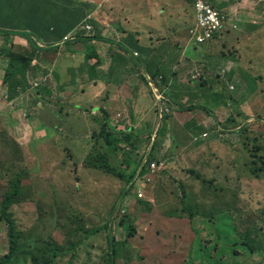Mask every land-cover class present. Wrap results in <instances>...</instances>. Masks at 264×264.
<instances>
[{
	"label": "rangeland",
	"instance_id": "374dc122",
	"mask_svg": "<svg viewBox=\"0 0 264 264\" xmlns=\"http://www.w3.org/2000/svg\"><path fill=\"white\" fill-rule=\"evenodd\" d=\"M115 1L129 16L149 13L152 20L128 30L96 27V38L140 32L142 40H187L191 3ZM235 34L256 37L248 54L236 52L234 70L229 61L196 65L187 81L170 85L158 75L164 79L155 81L156 96L142 80L152 101L126 93L130 105L113 111L119 121L108 116L105 132L88 106L71 104L69 122L60 120L61 133L48 138L44 124L31 131V108L16 120L0 115V259L10 246L1 203L19 179L11 214L20 244L7 264H264V23L241 25ZM222 43L199 51L215 57ZM197 72L203 78L193 80ZM104 163L127 180L89 167Z\"/></svg>",
	"mask_w": 264,
	"mask_h": 264
},
{
	"label": "crops",
	"instance_id": "0c3cea01",
	"mask_svg": "<svg viewBox=\"0 0 264 264\" xmlns=\"http://www.w3.org/2000/svg\"><path fill=\"white\" fill-rule=\"evenodd\" d=\"M97 1L0 0L1 116L16 120L15 116L18 112L31 108L36 114L30 120L35 123L31 131L39 124H44L47 128L41 129L47 138L53 132L56 135L60 134L62 127H65L64 124L69 122L68 119L71 116L70 110L67 109L71 104L75 106V109L88 106L89 116H93L91 119L96 124L100 117H107L106 113L119 121L121 116L114 114L113 111L120 109L119 106L130 105L126 93H136L130 100L147 98L149 102L152 101L151 92L144 84L145 82L143 83L147 76L163 75L167 79L166 84L169 82L170 85L175 81L177 84L187 81V77L196 65L206 70L209 66H214V63L222 62L226 65L229 61L228 66L234 70V67L238 66L232 62L233 58L238 59L236 52L242 55L248 54L252 50V41H255L256 37V34L247 37L241 34L237 36L234 31L227 33V40H221L224 43L217 45L219 50L215 51V57L201 53L199 51L201 47H196L191 40H188L189 32L184 35L187 40H142L140 32H136L139 35L115 32L116 36L113 40H106V36L104 38L98 36L93 41H80L65 47L62 46L63 40H44L42 37V40H33L42 47V50L37 53L36 58H33L35 61L23 73L24 75L22 74L21 86L16 85L17 81L13 83L12 80L5 83L7 70L13 68L10 62L12 58L16 55L32 56V49L27 40L14 36V33L8 30L11 26H17L11 24L16 12L25 13L28 20L26 28L46 31L45 35H42L45 37L54 34L48 33V30L55 31V28L59 27L57 23L60 18L63 20L67 12L82 7L92 14L91 16L96 19L97 27H100L102 32L105 25L115 31L118 30L117 28L128 30L135 27L134 24L142 27L152 20L149 13L143 16L138 15V18L133 14L129 16L130 13L115 0ZM221 4L220 6L225 9L232 6L234 0H221ZM147 7L149 6L146 5ZM167 8L168 6L165 11ZM183 9L186 10V8ZM162 10L163 8L157 11V16H161ZM191 10L193 26L195 11L193 7ZM177 12L180 14L181 10ZM154 27H157V24ZM248 44L250 48L247 49ZM251 67L249 65V68ZM157 69L162 71L158 72ZM181 72L183 74H180ZM36 75H41L45 80L37 89L31 86L35 80L33 77ZM135 80L139 83L135 84ZM154 85H150L152 91ZM153 93L156 92L153 91ZM80 105L84 107H79ZM153 106H156L155 103L151 108H154ZM137 114L140 116L139 112ZM59 121L63 122V126H59L62 124H59ZM129 121L138 125L132 116ZM15 123L16 121L12 122L13 125ZM51 128L54 129L51 131ZM47 132L49 133L46 134ZM76 135L78 134H70L68 138L73 139L72 137Z\"/></svg>",
	"mask_w": 264,
	"mask_h": 264
},
{
	"label": "trees",
	"instance_id": "16d2710c",
	"mask_svg": "<svg viewBox=\"0 0 264 264\" xmlns=\"http://www.w3.org/2000/svg\"><path fill=\"white\" fill-rule=\"evenodd\" d=\"M89 15V11L85 10L83 7L81 9H76L72 12H67L65 15V18L62 20L60 18L58 24V28H55V31L48 30V33L53 32L54 34L52 36H42L45 35L46 31L37 30V29H28L25 26L28 24V20L25 16V13L23 12H16L15 17L13 18L12 25H17L16 27L11 26L8 30L12 31L11 33H14V36L21 37L30 44L32 49V56L26 57L23 55H16L14 58H12L11 69L7 70L6 77H5V83L12 80L13 83H16V85H20L23 83L21 76H23L26 72V70L29 68V66L32 65V63L35 61L37 57V53L41 51V49L38 47L37 43L33 41V37L29 35V32H34L36 36L38 37V40H42V37H44V40H63L68 34H70L79 24H81ZM5 29V28H4ZM23 74V75H22ZM19 77V78H17ZM17 78V80H15ZM21 86V85H20ZM41 89V88H40ZM107 117H100L97 119V125L100 126V128L103 129V132H105V128L108 127V115L106 113ZM123 138V137H122ZM89 167L94 169L102 170L106 173H110L122 180H127V177L124 176L122 173H119L112 165H109L107 163H104L103 166H92L89 165ZM18 178V177H17ZM22 190V184L19 181V179H16L10 187V191L7 193V195L4 197L2 203H1V216L2 220L5 221L7 224L9 230H8V238H9V253L2 259H0V264H7L13 261V258L15 257L17 250L19 248L20 244V235L16 229L15 220L12 217L11 214V208L16 204L18 197L21 194ZM95 232H99V230H95ZM89 234V231L86 235ZM219 242L222 240L219 236ZM199 246L201 251L203 249V246L201 245V242L199 241ZM246 244H243V250L246 252ZM199 253V252H198ZM219 264L222 262L219 261Z\"/></svg>",
	"mask_w": 264,
	"mask_h": 264
},
{
	"label": "clouds",
	"instance_id": "9594fccd",
	"mask_svg": "<svg viewBox=\"0 0 264 264\" xmlns=\"http://www.w3.org/2000/svg\"><path fill=\"white\" fill-rule=\"evenodd\" d=\"M183 1H187L189 3L192 4L194 11H195V5H194V1L193 0H183ZM95 2H98L97 0H95ZM220 5L221 4V0H217V1H213V6L218 10V8H221V10H218L219 12H225L228 16V23L225 26V28L223 29V31L221 32V34L219 36H217L215 38V40L205 44H211L214 41H221V40H217L220 39L223 35H226L227 32H239L240 30V26L241 25H246L249 24L251 26H259L262 25L260 24L261 22H258V18L261 17V20H264V1H256V0H249V1H244V0H234V4L232 6H229L227 8H222ZM92 14H89L87 16V18L81 23L79 24L70 34H68L62 42V46H67L68 44L71 43H76V42H80V41H87L88 40H95L96 39V30L95 28L97 27V22L96 20L91 16ZM237 15V17H235ZM231 20V21H229ZM85 24H90L93 28H94V35L92 37H85L83 34L80 35H76L74 36L75 31L80 28L82 25ZM195 25H193L190 30H189V38L191 41L194 42V40L191 39L190 36V31L192 29H194L196 27V11H195ZM237 26V30L234 29V27ZM73 36L75 39L73 41H65L66 38ZM195 43V42H194ZM196 47H202L205 45H197L196 43L194 44ZM40 48V47H39ZM42 50V48H40ZM50 49V48H48ZM231 70V69H230ZM202 73V72H201ZM200 72H197L196 75H192V79L193 80H198V78H203L202 74ZM158 76V75H157ZM158 78V81L161 83V80H163L164 78L162 76H158V77H153V76H147L146 79H148V82L151 84H155L153 87V91H155L157 93L158 91V87L157 84L155 83L156 79ZM45 82V81H44ZM44 82H42L41 84L39 82H32L31 86L35 89L39 88ZM155 93V96H156ZM161 112H168V109H161ZM160 112V115L162 117V114ZM131 129H128L127 132H129ZM206 135V134H205ZM204 135V138H206ZM133 185V183L131 184V186Z\"/></svg>",
	"mask_w": 264,
	"mask_h": 264
},
{
	"label": "built area",
	"instance_id": "2783aa9c",
	"mask_svg": "<svg viewBox=\"0 0 264 264\" xmlns=\"http://www.w3.org/2000/svg\"><path fill=\"white\" fill-rule=\"evenodd\" d=\"M196 11V27L190 31L191 39L197 45H205L221 34L228 23V16L225 12H219L214 6L213 1L217 0H193ZM249 1V0H244ZM264 1V0H256ZM237 17V15L235 16ZM231 21V20H229ZM237 30V26L234 27ZM83 34L85 37L94 35V28L90 24L82 25L78 28L74 36ZM75 38L70 36L65 41H73ZM207 137V135H205ZM151 168L154 170L156 164L152 163Z\"/></svg>",
	"mask_w": 264,
	"mask_h": 264
}]
</instances>
